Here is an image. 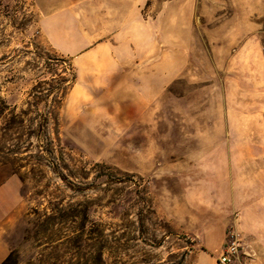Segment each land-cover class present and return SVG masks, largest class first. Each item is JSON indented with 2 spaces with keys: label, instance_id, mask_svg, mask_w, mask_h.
Instances as JSON below:
<instances>
[{
  "label": "rangeland",
  "instance_id": "obj_1",
  "mask_svg": "<svg viewBox=\"0 0 264 264\" xmlns=\"http://www.w3.org/2000/svg\"><path fill=\"white\" fill-rule=\"evenodd\" d=\"M183 4L169 82L139 69L70 116L37 0H0V264H195L217 228L242 238L233 264L264 261L240 228L254 203L264 224V0Z\"/></svg>",
  "mask_w": 264,
  "mask_h": 264
},
{
  "label": "crops",
  "instance_id": "obj_2",
  "mask_svg": "<svg viewBox=\"0 0 264 264\" xmlns=\"http://www.w3.org/2000/svg\"><path fill=\"white\" fill-rule=\"evenodd\" d=\"M148 1L37 0L43 35L58 54L70 60L75 73L64 100L68 115L76 114L95 94L127 81L128 73H133L136 81L139 69L150 72L142 76L143 82L170 81L169 71L165 73L169 65L156 60L165 52L169 57L170 29L176 30L173 32L177 35L184 34L186 14H192V10L183 4L184 0L168 1L160 5L158 20L152 21L144 17L143 10ZM174 49H180V46ZM152 70H156L157 76ZM260 210L261 204L254 203L243 208L240 215V228L251 242H255L256 236L258 241L264 236ZM213 235L215 241L207 251L197 255L195 264H217L215 256L223 247L224 233L217 228L208 232L209 237ZM250 261L248 264H264L258 258Z\"/></svg>",
  "mask_w": 264,
  "mask_h": 264
},
{
  "label": "built area",
  "instance_id": "obj_3",
  "mask_svg": "<svg viewBox=\"0 0 264 264\" xmlns=\"http://www.w3.org/2000/svg\"><path fill=\"white\" fill-rule=\"evenodd\" d=\"M242 238L236 229H232L227 234V242L221 248L217 262L219 264H233L238 260L242 250Z\"/></svg>",
  "mask_w": 264,
  "mask_h": 264
},
{
  "label": "trees",
  "instance_id": "obj_4",
  "mask_svg": "<svg viewBox=\"0 0 264 264\" xmlns=\"http://www.w3.org/2000/svg\"><path fill=\"white\" fill-rule=\"evenodd\" d=\"M13 260V255L10 254L1 264H11V262L13 264Z\"/></svg>",
  "mask_w": 264,
  "mask_h": 264
}]
</instances>
